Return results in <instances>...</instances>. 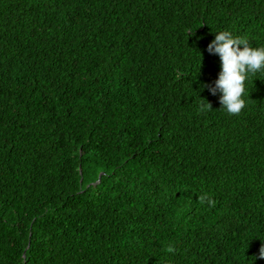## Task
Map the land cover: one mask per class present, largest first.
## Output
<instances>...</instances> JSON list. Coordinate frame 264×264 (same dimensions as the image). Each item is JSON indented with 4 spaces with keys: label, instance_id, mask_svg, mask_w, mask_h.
Masks as SVG:
<instances>
[{
    "label": "trees",
    "instance_id": "16d2710c",
    "mask_svg": "<svg viewBox=\"0 0 264 264\" xmlns=\"http://www.w3.org/2000/svg\"><path fill=\"white\" fill-rule=\"evenodd\" d=\"M220 30L264 45V0H0V264H264V72L221 108Z\"/></svg>",
    "mask_w": 264,
    "mask_h": 264
},
{
    "label": "clouds",
    "instance_id": "9594fccd",
    "mask_svg": "<svg viewBox=\"0 0 264 264\" xmlns=\"http://www.w3.org/2000/svg\"><path fill=\"white\" fill-rule=\"evenodd\" d=\"M209 55L220 60V71L211 85H204L211 95L219 94V103L228 114L236 115L246 106L245 82L251 76L264 72V45L253 46L252 42L229 30L215 32L214 39L207 45ZM211 110L208 103L201 105V111ZM264 259V241L258 257Z\"/></svg>",
    "mask_w": 264,
    "mask_h": 264
},
{
    "label": "water",
    "instance_id": "95a60500",
    "mask_svg": "<svg viewBox=\"0 0 264 264\" xmlns=\"http://www.w3.org/2000/svg\"><path fill=\"white\" fill-rule=\"evenodd\" d=\"M98 177H100V175Z\"/></svg>",
    "mask_w": 264,
    "mask_h": 264
}]
</instances>
